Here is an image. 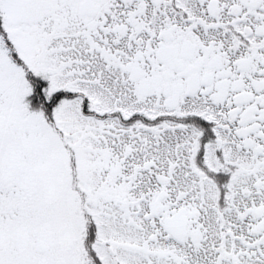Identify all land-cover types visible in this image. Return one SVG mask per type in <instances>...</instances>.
Returning <instances> with one entry per match:
<instances>
[{"label":"snow or ice","instance_id":"1","mask_svg":"<svg viewBox=\"0 0 264 264\" xmlns=\"http://www.w3.org/2000/svg\"><path fill=\"white\" fill-rule=\"evenodd\" d=\"M0 264H264V0H0Z\"/></svg>","mask_w":264,"mask_h":264}]
</instances>
